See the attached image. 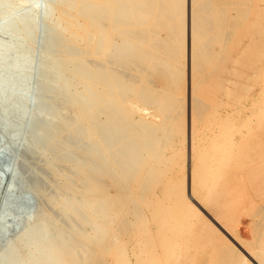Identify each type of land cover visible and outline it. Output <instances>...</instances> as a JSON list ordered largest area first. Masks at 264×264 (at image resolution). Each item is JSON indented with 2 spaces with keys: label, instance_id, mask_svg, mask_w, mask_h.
Wrapping results in <instances>:
<instances>
[{
  "label": "rangeland",
  "instance_id": "374dc122",
  "mask_svg": "<svg viewBox=\"0 0 264 264\" xmlns=\"http://www.w3.org/2000/svg\"><path fill=\"white\" fill-rule=\"evenodd\" d=\"M15 1L22 3L17 14L35 4L39 8L35 35L27 39L9 25L0 7V264L30 225L46 217L25 186L20 161L41 106L36 99L45 61L43 30L55 33L57 28L47 26L38 1ZM129 1L131 7L126 0L116 2L120 8L114 35L146 30L143 24L158 21L156 29L144 48L134 41L127 47L131 62L126 68L116 62L112 66L111 79L123 76L122 110L115 99L101 105L97 92L88 118L114 128L113 139L125 128L122 116L128 112L125 116L130 114L126 118L138 134L133 132L154 138L150 150L139 148L140 155L134 156L142 180L135 178L119 189L110 184L97 216L92 219L78 210L65 229L82 218L79 232L103 241L94 264H264V0H208L212 6L193 19L192 0H164L174 5L167 10L161 0ZM96 2L88 0L85 7ZM104 22L106 27L111 24ZM69 31L66 43L75 59L87 57L93 65L91 47L82 38L71 40ZM98 41L107 42L108 37L104 33ZM113 47L102 49L100 67L109 65ZM158 49L159 59L154 57ZM160 68L165 73L159 75ZM61 112L59 122L67 130L60 139L68 141L80 126L79 116L69 104ZM81 125L84 140L78 149L91 141L87 124ZM67 166L65 174L74 163ZM126 168L131 174L135 167ZM113 171L109 181L119 185V173ZM117 203L122 205L115 210ZM68 210L62 209L64 218ZM105 218L108 226L101 231Z\"/></svg>",
  "mask_w": 264,
  "mask_h": 264
},
{
  "label": "bare ground",
  "instance_id": "6f19581e",
  "mask_svg": "<svg viewBox=\"0 0 264 264\" xmlns=\"http://www.w3.org/2000/svg\"><path fill=\"white\" fill-rule=\"evenodd\" d=\"M32 1L35 3L38 1L41 4L40 6H42L41 10L43 9L46 12L47 26H57L55 33H50L48 29L43 30L44 49L42 54L45 56V61L40 65L42 68V85L37 94V99L35 97L38 105L41 106L38 107L37 112L34 114L28 132L30 136H28L29 141L27 143L29 142V144L21 153L23 161H20V169L27 184L25 186L29 187V192L32 193L33 191L46 217L43 223L34 221L30 225L24 235L14 244L8 258L3 260L2 264H94V253L99 250L98 246L103 241H98L97 237L95 241L92 240L88 231V235L86 232L81 233L83 228L79 232V227L84 221L82 218L79 223L69 225L66 229L64 225L78 210H83L86 212L85 216L94 219L98 214L99 204L101 203L99 200L107 199V193L110 192L107 189L110 184L116 183V188L118 187L119 189L122 184H127L135 178L142 180V176L138 173L140 167L137 161L134 160V156H137L139 148L146 151L150 150V143L154 138V134H151L150 138L143 133L137 135L138 131L132 129L130 117L126 118L130 114L125 116L128 112H125V114L123 112L125 117L122 116V119L125 121L126 126L116 138L113 136V140L111 137L114 133V128L100 126L102 121L90 120L88 118V110L93 105L95 106L93 98L96 97L97 92L101 93L100 95L102 96L100 102L103 104L101 105L107 106L110 100L115 99L117 107L119 109L123 108L122 105L126 101V91L121 88L123 76L115 80L111 79L112 66L115 62L123 66L129 65L131 62L129 59L131 58L128 55L129 49L127 47L134 41L137 42L136 44L140 49L144 48L150 39L152 30L156 29L154 25L158 21L154 20V25L149 24L147 21L145 24L141 23L146 25V30H127L128 33L124 34L122 32L120 36H117V34L114 35L118 29L115 20L120 8L116 7L117 0H97L89 9L85 7V2L88 0ZM173 1L175 2V0ZM161 2L166 10L167 8H174V5H170V3L165 4L164 0H161ZM192 2V19L197 13L204 12L207 9L206 7L212 6L208 2L207 4L204 2L206 5H203L201 3L203 0L201 2L192 0ZM125 3L126 5L128 4L127 0ZM21 4L19 5L15 0H0V7L5 10L9 25L14 26L19 35L32 39L35 35V23L39 5L35 4L30 7L28 12L24 11L25 14L20 13V11V14H17L18 6H21ZM130 4L127 7H131ZM159 10L161 11V9ZM160 11L158 12L159 14L161 13ZM107 12L108 17L105 16ZM155 14L156 18V11ZM104 21L111 24L106 27ZM131 24L128 25L131 27ZM143 25L139 26L140 29H143ZM69 30H71V33H69L71 34L69 37L71 40L77 42L79 40L75 39L82 38L91 47L92 53L90 52V56H93V65L88 63V60H84L87 57L83 60L75 59L74 50H71L66 43L65 33ZM104 33L108 37V41L99 43L98 37ZM112 40H115L114 44L110 43ZM119 43H122V45ZM162 43H159L158 48L162 49L165 47ZM104 46L110 48L114 46L109 65L106 68L104 66L100 67L98 63L103 55L102 49ZM159 51L158 49L154 56L157 59H159ZM76 62L81 68L76 66ZM164 66L166 70L168 63H164ZM162 68L158 70L159 75L165 73ZM67 77H69L68 81H66ZM135 87L131 88L133 93L136 91ZM89 101H91V104L87 106ZM67 104L77 112L79 116L77 124L80 126H77L76 130H74L71 139L63 141L60 136L67 129L65 130V128L61 127L59 120L62 117L61 111ZM79 122L87 124L89 137L91 138L90 143L85 142L86 146L84 145L80 149H78V144L84 140V137L83 129H81L82 125ZM81 137L83 140H81ZM113 141L116 142L117 146L114 150ZM132 143L133 145H131ZM78 159L82 160L77 162ZM73 163L74 166L69 170V174H65L66 166ZM131 166L135 168L134 172L129 174L126 172L129 168L127 169L126 167ZM113 168L119 173V185H117L118 181L116 182V180L109 181L114 172ZM60 195L64 201L59 202ZM79 200H81V203ZM121 205L117 203L113 209L117 210ZM67 206L69 210L65 211L68 214L64 218L62 209L64 210ZM33 220L35 219L33 218ZM92 222L94 221L92 220ZM100 224L101 231H103L102 229H107L108 219L103 220Z\"/></svg>",
  "mask_w": 264,
  "mask_h": 264
}]
</instances>
